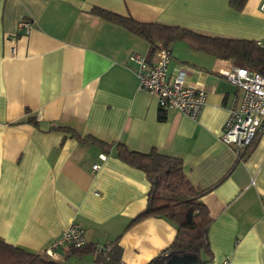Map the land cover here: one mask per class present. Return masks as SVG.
<instances>
[{"label": "crops", "instance_id": "crops-1", "mask_svg": "<svg viewBox=\"0 0 264 264\" xmlns=\"http://www.w3.org/2000/svg\"><path fill=\"white\" fill-rule=\"evenodd\" d=\"M260 1L236 9L229 0H0V239L42 252L76 223L87 244L117 239V264H147L176 228L153 216L131 222L145 208L149 182L115 154L121 142L180 157L190 183L210 187L200 196L212 217L211 255L203 264L225 257L230 264H264V135L238 159L220 140L229 109L241 99V89L221 73L234 63L173 42L166 76L184 66V84L204 90L205 103L195 119L169 108L159 120L157 97L140 87L128 58L135 52L152 63L157 53L147 40L90 11L98 6L264 46ZM22 20L28 32L19 28ZM72 130L113 147L105 152L80 143ZM51 258L95 264L94 253L71 248H57Z\"/></svg>", "mask_w": 264, "mask_h": 264}, {"label": "trees", "instance_id": "trees-1", "mask_svg": "<svg viewBox=\"0 0 264 264\" xmlns=\"http://www.w3.org/2000/svg\"><path fill=\"white\" fill-rule=\"evenodd\" d=\"M245 1L229 0V3L236 9H242ZM90 11L147 40L151 46V54L157 53L161 48H166L169 52L173 42L183 41L193 50L209 53L217 59L230 60L236 66H243L264 75V46L255 40L210 35L179 25L141 22L98 6L91 7ZM163 111L164 109L160 108L159 120L165 117ZM27 120L36 123L32 117H27ZM71 135L80 143L96 144L105 152L113 147L112 143L92 135L81 136L73 130ZM113 148L121 160L143 170L149 182L145 208L131 222L153 216L168 220L176 228L172 242L147 264H203L205 258L211 255L207 229L212 217L200 200V196L210 187L196 189L185 175L180 157L156 149L138 152L129 149L121 142L115 143ZM240 156L241 152L237 159ZM110 244L111 247L107 251L87 243L71 249L77 254L94 253L95 264H117L120 255L117 239ZM0 264L62 263L45 253L30 251L0 239Z\"/></svg>", "mask_w": 264, "mask_h": 264}, {"label": "built area", "instance_id": "built-area-1", "mask_svg": "<svg viewBox=\"0 0 264 264\" xmlns=\"http://www.w3.org/2000/svg\"><path fill=\"white\" fill-rule=\"evenodd\" d=\"M259 8L264 11V0L260 1ZM19 28L28 32V22L20 21ZM128 58L136 64L135 73L140 87L157 97L160 108L178 110L192 119L197 117L205 103V92L184 84L186 74L184 66L179 67L169 77L166 76L169 62V52L166 48L157 51V59L152 63H149L145 56L135 52ZM221 73L242 91L238 107L229 109L220 134V140L233 147L238 156L257 135H264V75L236 65L222 70ZM97 167V164L92 166L93 169ZM84 244L83 228L76 223H70L42 253L53 257L57 248L81 247ZM100 247L107 251L111 244L106 243ZM218 264H230V259L225 257Z\"/></svg>", "mask_w": 264, "mask_h": 264}]
</instances>
